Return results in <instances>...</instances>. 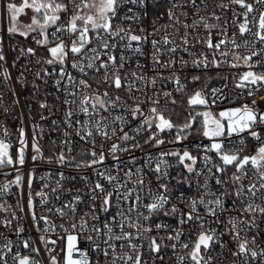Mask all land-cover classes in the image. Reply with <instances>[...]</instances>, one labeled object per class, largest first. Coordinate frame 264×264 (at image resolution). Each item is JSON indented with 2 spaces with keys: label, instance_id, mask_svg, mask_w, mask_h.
Instances as JSON below:
<instances>
[{
  "label": "snow or ice",
  "instance_id": "6c2138e0",
  "mask_svg": "<svg viewBox=\"0 0 264 264\" xmlns=\"http://www.w3.org/2000/svg\"><path fill=\"white\" fill-rule=\"evenodd\" d=\"M153 3L159 5V0H22L19 5L13 3L12 0H7L4 5L7 17L12 22L7 27L8 34H18L27 39L32 33H36L33 36L35 43L46 48L49 53L47 57L37 60V63L59 66L58 70L53 67L51 72L48 68L41 67L35 75L37 79L49 76L58 77L54 83L57 90H61V85H63L65 95L63 103L67 106L64 123L68 128L73 129L74 134L80 140L90 145L82 153L90 159L80 160L74 166L77 169L96 168L97 175L107 184V186L102 184L100 180L92 182L87 193L89 195L87 210H81L80 214H78V206L85 204L83 197L79 195L81 189H77L78 194L70 201L61 204L60 207H48L46 211L55 213L62 222L56 224L48 216L41 215L39 220L44 222L45 227L43 229L38 227V231L44 233L40 241L44 245L45 252L49 254L50 264H94L89 251L99 253L106 264H121V262L122 264H148L146 255L153 262L157 259L163 260L162 249L170 247L175 253L177 245L187 250L186 255L178 257L179 264H184L185 259L193 264H211L213 257L210 251L217 244L224 247L220 238L227 232L236 245L235 251L231 253L232 256L240 258L242 264H248V260L245 259L247 257L253 260L260 259L261 264H264V248L257 249L259 233L251 237L246 234L249 230L258 228L257 220L264 217V203L254 202L257 198L264 201V136L261 131L257 130L264 128V112L255 107L256 100L254 99L251 104L226 109L220 111L218 115H213L211 111H196L194 115L190 112L185 122L178 124L165 115L168 109L160 106L161 98L173 105L177 103L172 92L164 91L162 88L156 89L158 81L168 80L178 85L176 89L178 92L185 93L186 85L182 84L179 75L171 72L168 76H164L162 73V70L175 67L177 64L175 54L178 51L193 56L192 65L197 68L220 67V63L216 60L217 53L221 57H231L232 67H240L241 61L250 69L254 67V64L249 62L254 56L261 54L254 51L251 45L256 42L264 43V10H260L258 20L254 17L250 21L249 14L257 11L254 4L264 6V0H253V2L228 0V3L221 2L217 5L222 9H228L230 4L238 5L244 10L236 15L237 19L243 17V21L237 25L238 34L239 36L247 34L252 39H246L243 43H238L235 35L227 36V20L223 21V26L209 22L210 20H222V17L216 15L215 11L209 16H201L197 11L198 19L188 22V12L184 9L190 5L196 6V0H167L164 12L155 13V19L149 30L142 26L141 21L147 16ZM29 9L34 13L31 22L19 23L18 16ZM164 15L167 16L168 22L157 26V22L163 19ZM249 23L256 24L257 30L253 31ZM200 27L206 31L203 37L197 32ZM213 30L218 37L222 38L214 41ZM3 43V38H0V61L6 59ZM197 44L211 50L212 59L208 58V54L196 55L191 51ZM228 44L231 45L230 49L226 48ZM89 45L92 46L89 47ZM118 45L122 49L119 57L115 54ZM145 45L151 46L150 70L157 74L152 77L147 76L145 67L139 63L136 64L135 70L124 71L125 64L131 61V56L124 53L144 55ZM242 47L247 49V55L236 51ZM21 51L25 54L36 55V50L33 48L21 49ZM179 63L181 67H184L188 62L180 57ZM224 63L228 61L225 60ZM260 63H264V60ZM69 64L71 68L77 69L85 77L89 74L87 70H92L94 78L101 85H107V88L112 91L107 89L101 91L99 86L94 88L89 79L74 77L68 71ZM0 76L5 81L11 80V74L7 72V69L0 71ZM191 80L199 81L200 76L193 75ZM249 85L256 86L257 91L264 88V72L258 73L250 70L241 74L240 83L236 86L248 88ZM149 87L152 89L151 94L146 91ZM219 91L213 89L212 96H206L203 89L196 90L190 95L185 94L188 95L190 109L195 110L197 106L209 108L227 99L225 96L217 95ZM248 95L254 96L255 92L249 88ZM2 99L3 96L0 93V108L3 107ZM14 102L18 104L19 100ZM40 107L49 108L50 106L41 103ZM119 110L127 113V116L132 119L140 121L137 127L131 129L135 135H130L128 131H125V126L130 123L127 117L123 114H114ZM3 111L7 113L9 109L3 108ZM77 114H82L86 119L74 121L73 117ZM197 116L202 117V135L213 141L210 148L206 150H214L222 161L223 166H212L216 169V173L224 175L227 173V168L224 166H234L230 177L234 191L232 193L225 191L224 186L228 181L217 176L212 171V167H209L207 168L208 173L215 177V183L221 186V195L209 192L206 180L203 185L204 194L198 198L185 197L183 193L176 197L188 209L184 211L172 202V197L169 195L171 188L168 183H159L153 191L150 182L146 183L144 179L143 169L137 168L135 172L131 168L124 169L119 153H130L140 148L141 145L136 140V136L143 131L149 132V135L144 138L145 144L154 142V146L163 145L166 141L159 138L158 133L173 130H175V135L167 142L180 143L187 138ZM0 132L4 137L0 138V169L11 167L18 171L19 167L25 163V152L28 147V142L24 139V129H19V147L15 159L10 151L11 144L6 139L9 132L2 121H0ZM245 132L258 142L259 146L255 154L241 155L245 150L243 139L239 142L240 146L235 148H226L221 141V138L226 139L232 135L240 136ZM63 135L67 139L61 143L71 153L72 149L68 147L72 143L70 133L65 131ZM97 137L100 138L99 145ZM113 137L116 139L113 140ZM109 140L113 142L105 149L104 142ZM132 141L136 142L130 143ZM32 150L35 153L31 157L33 161L44 158L39 143L35 139ZM169 156L177 157L178 163L183 165L188 173L201 175V172L195 168L197 157L189 151H165L159 154L155 163L151 156L146 157V166L156 174L158 181L168 176L169 164L166 157ZM109 157L119 162L112 165V168L116 169L115 175L106 163ZM76 159L71 155L66 156L63 151L58 155V162L61 164H72ZM204 159L207 166L210 158L205 157ZM132 163L135 164V159ZM97 166L102 167L97 168ZM121 172L123 176L120 175ZM250 172L252 175H249ZM22 179V176L18 174L14 181H9L0 187V196L5 195L12 184L17 187L21 186ZM34 179L35 176L30 173L28 179L30 190ZM41 179L46 181V178ZM64 179L61 173L60 180L56 181V187L51 189V194L55 195L57 200L59 195L56 194L63 190L61 181ZM82 179L88 180L87 177H82ZM246 179L247 185L244 183ZM180 183H187V180L180 181ZM129 184L133 187L130 188ZM43 187H49L47 181ZM189 187H191L190 184ZM35 195L40 197L44 204L49 203V193L39 191ZM208 195H211L212 199H205ZM224 196H234L240 201L241 214L239 217L229 218L224 231L217 233L215 229L206 227V216L216 217L214 222L219 223L218 212L226 211ZM145 198L148 200L147 203H145ZM97 201H99V206ZM28 205L30 210L34 209L31 191H29ZM201 207L204 208L206 215L201 214ZM113 208L116 209L114 214L112 213ZM0 211L8 212L9 208L0 203ZM133 213H135V218L132 216ZM11 215L12 219H15V213L12 212ZM31 215L36 221L34 210ZM102 215L105 216L103 220ZM161 215L175 218L176 226L173 227L164 222L152 223L154 217ZM12 219L7 217L0 219V225L11 228ZM185 225L194 226L197 231L194 239L182 243L181 237L184 235ZM57 228L63 232V235L56 232ZM161 231L164 235H160ZM21 232L23 228H18L16 235L19 236ZM154 232L155 235H153ZM48 233L55 234L58 239L65 241L64 247L60 249L64 254L62 261L57 258L59 253L52 255L56 249L55 247L49 248L48 245H56L57 240L48 239ZM0 239L5 241L0 245V264H8L9 254H12L14 264H40V261L35 258L40 255V249L32 246L33 242L25 239L22 241V247L30 253H35V256L20 252L13 253V242L2 235ZM81 241H86L89 247L81 248L79 246ZM165 241L172 243L166 244ZM116 242H122L119 244V251ZM95 264H99V261H95Z\"/></svg>",
  "mask_w": 264,
  "mask_h": 264
},
{
  "label": "built area",
  "instance_id": "2783aa9c",
  "mask_svg": "<svg viewBox=\"0 0 264 264\" xmlns=\"http://www.w3.org/2000/svg\"><path fill=\"white\" fill-rule=\"evenodd\" d=\"M7 0H0V38H3L4 43L2 45L4 49L5 61H0V71L7 69V72L11 74V80L5 81L2 76H0V93H2L3 99L2 104L3 107L0 108V121L3 122L4 127L7 128L9 132V136L6 138L8 142L11 144V154L13 159L16 157L17 148L19 147V139L20 133L19 129H24V139L28 142V147L25 152V163L23 166H20L18 171L11 167H6L0 169V187L9 181H14L16 176L19 174L22 176V184L17 187L15 184L10 186L8 192L0 196V203H3L5 207L9 208L8 212L0 211V219L7 217L8 219H12L11 213H15V219H12L11 228H5L3 225H0V235L6 236L9 240L13 242V253L20 252L24 254H30L35 256V253H30L29 250L24 249L22 247V241L27 239L33 242L32 246L40 249V255L35 258L40 261V264H50L49 254L45 252L44 245L40 241L41 235H44L42 231H38V227L43 229L45 227L44 222L39 220L41 215L48 216L52 221L56 224H60L62 221L59 216L55 213H49L46 211L48 207H60L66 201H70L71 198L77 195V189H81L82 191L79 193L85 201V204H81L78 206V214H80L81 210L86 211V204L89 201V195L87 194L89 188L92 186V182L95 180H100L102 184H106L105 181L100 179L97 175L96 168H81L77 169L74 164L80 160H88L90 157L82 155L90 145L86 144L84 141L80 140L78 136H76L73 132L72 128H68L64 123V116L67 106L63 103L65 100V95L63 92V85H61V90H57L54 81L58 78L56 76L42 77L41 79H37L35 73L41 67L48 68V71L51 72L53 67L57 70L59 69L58 65L48 66L38 64L37 60L41 58H45L49 55L46 48H43L35 43L33 36L36 33H32L28 36V38H24L18 34L9 35L7 32L8 27V17L7 10L4 5ZM13 3L20 4L22 0H12ZM228 3V0H196V6H189L184 9V11L188 12V22H191L193 19H198L197 11H199V15L201 16H209L213 11H215L216 15L221 16V21L210 20V23H217L223 26V21L227 20V36L232 37L236 36L238 43H243L246 39H252V37L248 36H239L237 25L243 21V17L236 18V15L242 11L243 9L239 8L238 5H229L228 9H222L217 7L219 3ZM248 2H253V0H248ZM167 7V0H159V5L153 3L150 6V10L148 11L147 16L142 18L141 24L142 26L151 30L152 21L155 19V13L157 11L163 13L164 9ZM254 7L257 11L249 14V20L252 21L253 18L259 17L260 10H264V6L254 4ZM183 19V18H182ZM168 18L166 15L163 16V19L157 22V26L159 24L167 23ZM249 27L253 29V31L257 30V25L254 23H249ZM52 31V29H49ZM197 32L201 37L206 35V31L203 27L197 29ZM222 37H218L216 35L215 30H213V40H217ZM67 39V37H65ZM95 43V42H93ZM92 45H89L91 47ZM252 49L256 52H259L260 56H254L252 61L249 63L254 64V67L251 69L247 66L243 65L241 61L240 67H232L231 64L233 61L231 57H221L219 53L216 55V60L220 63V67L209 66L208 68H197L192 65L193 56H190L186 52L178 51L175 54V58L177 59V64L175 67L171 69L162 70L164 76H168L171 72H175L180 76L182 84L186 85L185 93L190 95L192 92L190 91V87L193 83L191 77L193 75H202L209 74L212 75L210 79V85L206 90V96L213 95V89L220 90L217 95H222L227 97L222 101L217 102L215 105H211L209 108H204L202 106H197L195 110L190 109L188 105V95L185 93L178 92L176 89L178 85L168 81L162 80L158 81L156 85V89H163L164 91H171L173 97L177 100L176 104L167 103L163 98H161L160 106L162 108L168 109L165 111V115L170 117V111H184L192 112L194 115L196 111H211L213 115H218L220 111L240 107L244 104H251L252 100H256L255 107L264 112V88H261L259 91L256 90V86L249 85L248 88H240L236 85L240 83V76L244 72L254 71V72H264V63H260V61L264 60V43L256 42L251 45ZM33 48L36 50V55L33 56L31 54H25L21 51V49ZM226 48H231V45L228 44ZM122 49L118 45L115 54L119 57ZM196 55L200 53L208 54V58L212 59L211 50L207 49L205 46L197 44L194 49H191ZM239 53L244 55L248 54L247 49L240 48L236 50ZM125 55L131 56V61L125 64L124 71H133L136 68V64L144 66L146 71L145 74L149 77L156 75L157 73L150 70L151 67V46H144V55H133L131 52H125ZM169 55H172L169 53ZM183 57L185 61H187V65L181 67L179 63V58ZM164 57H162L163 59ZM227 60L228 63H224ZM68 71L74 77L89 79L93 84V87H100L101 91L107 89L110 92L111 89L107 88V85H101L99 81H97L94 76L92 70L88 71V76H83L77 69L71 68V65H68ZM251 88L252 91L255 92L254 96H249L248 91ZM146 91L151 94L152 89L149 87ZM113 94H116L113 92ZM139 95V93H137ZM144 99V97H141ZM19 100V103H15L14 101ZM46 103L50 107L49 108H41L40 104ZM3 108H8L9 111L5 113ZM114 114H123L130 121L125 126V131H128L130 135H135V133L131 132V129L137 127L140 123L139 120L132 119L130 116H127V113H123L122 110H119L118 113ZM44 117L43 119L41 117ZM171 118V117H170ZM79 119L81 121L85 120L82 114H77L73 117V120ZM201 123L202 117L197 116L196 122L193 124L191 130L187 135V138L184 139L180 143H168V140H171L175 135V130L172 132H163L158 133L159 138L165 139V144L160 146H154L153 143L145 144L144 138L149 135L148 131H143L139 135L136 136V140L139 141L141 147L132 150L130 153H119L120 160L123 162L122 166L124 169L131 168L133 172L137 168L143 169V175L146 183L150 182L151 188L153 191L156 190L159 183H168L171 191L169 195L172 197V202L176 203L182 210L187 211L188 209L184 204L180 203L176 197L183 193L185 197H199L204 194L205 189L203 185L205 181L208 182V190L209 192H215L217 195H221V186L215 183V177L211 176L207 168L212 167L213 165H222V161L220 160L218 154L213 151H207L206 149L210 148L213 143L212 140L204 137L201 132ZM198 124V125H196ZM78 127V126H77ZM258 131H261L262 136H264V128H258ZM67 131L70 133V139L72 143L68 146L72 149L71 153L67 151V147L62 145V141L67 139L63 133ZM155 131V129H153ZM0 138L3 137V133L0 132ZM35 141H38L39 146L42 150L43 157L42 159H38L33 161L31 157L35 154L32 150V144ZM99 137H97L98 145H99ZM116 138L113 137V140ZM243 139L245 150L241 153V155H251L255 154L256 148L259 146L258 142L253 140L248 134L245 132L240 136L232 135L228 138H221V141L225 144L226 148H235L239 147L240 140ZM113 140L105 141L104 148L107 147L113 142ZM119 142V141H116ZM136 141H132L130 143H135ZM189 151L193 156L197 157V163L195 168L201 172V175L197 176L195 173H188L187 170L183 167V165L178 163V158L174 156L166 157L169 167H168V176L165 179L157 180L156 174L152 172L146 166V157L151 156L153 162L157 160L159 154L165 151ZM63 151L64 154L71 155L76 157V161H73L72 164H61L58 162V155ZM205 157H209L210 159L207 161V166L205 162ZM135 159V164L132 163V160ZM107 165L111 169L112 173L116 174V169L112 168L113 164H117L119 162L113 161L110 157L106 161ZM153 163V166H154ZM186 163H189L186 161ZM102 167V166H97ZM227 168V173L221 175L220 173H216V169L212 167V171L216 173L217 176H221V178L228 183L224 186V190L228 193H232L234 191V186L230 181V177L234 171V166H224ZM6 173L8 175H6ZM33 174L35 179L32 181L31 190L28 188V179L29 174ZM63 173L65 179L61 181L63 185V190L58 191L56 195H59V199L55 198V195L51 194V189L56 187V181L60 180V174ZM123 176V172L120 173ZM249 175H252L250 172ZM46 178L47 183L49 184L48 188L43 187L45 184ZM82 177H87L88 180L85 181ZM135 180V177H133ZM187 180V183H180V181ZM245 185L248 184L247 179L244 181ZM87 184V186H86ZM189 184L191 187H189ZM129 187H133L132 184H129ZM71 189V191H68ZM29 191L32 193V200L34 204V209L30 210L28 201H29ZM39 191H44L49 193L48 204H44L40 197L36 196L35 193ZM259 196V193H258ZM225 201V209L226 211L218 212L219 223L214 222L217 218L212 216H206L207 223L206 227L209 229H215L217 233L224 231V226L227 223V220L232 217L240 216V201L237 200L234 196H224ZM205 199H212L211 195L205 197ZM148 200L145 198V203ZM247 202V201H245ZM255 203L262 204L264 201L260 199H255ZM97 205L99 206V201H97ZM127 207V205H124ZM23 209V210H21ZM35 211L36 213V221L33 220L31 212ZM143 210V209H141ZM116 211L115 208L112 209V213L114 214ZM200 212L202 215H206L203 207L200 208ZM133 218H135V213L132 214ZM105 218L104 215L101 216L103 220ZM164 222L176 226V220L172 217H164L163 215L159 217H154L152 223ZM259 225L258 228L249 230L246 234L251 237L253 235L257 236V249L264 248V217H261L257 220ZM67 226V224L65 225ZM18 228H23V232L20 233L19 236L16 235V230ZM184 235L181 237V242H188L191 239L195 238V232L197 229L191 225H185ZM128 230V229H126ZM119 230L117 229V232ZM56 232H59L63 235V232L57 228ZM156 233L154 232L153 235ZM160 235H164V232L161 231ZM48 239L57 240L56 245L49 244L48 247H55L56 252H53L52 255H58V260L63 259V252L60 251L61 248L64 247L65 241L58 239L55 234L48 233ZM221 241L224 243V247H220L219 244L214 246V249L210 251V255L213 257L211 264H242V260L238 257L232 256V251H235L236 245L232 240L231 235L227 232L221 236ZM5 241L0 239V245H2ZM117 243V250L119 251V244ZM166 244H171V241H165ZM79 246L81 248L87 249L89 247L86 241H81ZM103 246V245H102ZM127 249H125L126 251ZM6 251V250H5ZM186 251L180 248L177 245V250L174 253L170 247L162 249L161 254L163 255V260H155L153 262L152 259L148 258L146 255V259H148V264H179L178 257L180 255H186ZM90 257L93 259L94 264L95 261H99V264H106L104 258L99 253H92L89 251ZM248 260V264H261L260 259L253 260L251 257L245 258ZM8 264H14L12 260V254L7 256ZM122 264V262H121ZM184 264H193L188 259L184 260Z\"/></svg>",
  "mask_w": 264,
  "mask_h": 264
},
{
  "label": "rangeland",
  "instance_id": "374dc122",
  "mask_svg": "<svg viewBox=\"0 0 264 264\" xmlns=\"http://www.w3.org/2000/svg\"><path fill=\"white\" fill-rule=\"evenodd\" d=\"M19 5V4H18ZM33 12L29 10H25V13H21L18 16V22L23 24H28L31 22V17L33 16ZM11 21L8 19V26L11 25ZM172 117H174L173 120L178 121L179 123H184L185 120L189 117L188 112H176ZM172 119V118H171Z\"/></svg>",
  "mask_w": 264,
  "mask_h": 264
},
{
  "label": "trees",
  "instance_id": "16d2710c",
  "mask_svg": "<svg viewBox=\"0 0 264 264\" xmlns=\"http://www.w3.org/2000/svg\"><path fill=\"white\" fill-rule=\"evenodd\" d=\"M200 76V80L197 81L196 83H193L190 87V91H193L194 89H197V90H200V89H203L204 92L206 93V90L208 89V86L210 85V79L212 77V75H209V74H202V75H199ZM176 112H182L181 110L180 111H170V117L172 118V120L174 119V117H172ZM184 112V111H183ZM174 123H178V124H182L179 123L178 121H175L173 120ZM198 125V124H196Z\"/></svg>",
  "mask_w": 264,
  "mask_h": 264
}]
</instances>
